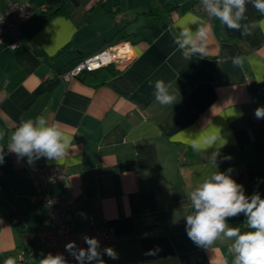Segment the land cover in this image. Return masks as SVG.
<instances>
[{
	"label": "crops",
	"instance_id": "1",
	"mask_svg": "<svg viewBox=\"0 0 264 264\" xmlns=\"http://www.w3.org/2000/svg\"><path fill=\"white\" fill-rule=\"evenodd\" d=\"M19 1L34 8L19 27L20 43L15 49L0 44V264L9 257L16 264L42 259L22 256V240L8 219L16 214L31 237L46 218L30 173L42 165H62L69 173V191L58 181L50 192L73 198L72 228L110 230L122 239L110 246L118 259L102 254L106 264H232L234 238L221 234L205 249L188 237L184 217L194 211L188 193L213 170V152H219L218 170L231 168L228 174L241 183L245 166L236 155L253 138L245 121L263 119L255 116L264 105L253 89L264 92V29L241 35L243 28L230 30L216 17L191 11L189 0ZM42 5L66 13L44 19ZM156 5L168 8L160 21L148 16ZM245 16L242 25L264 21L251 4ZM200 26L209 29L203 41L195 36ZM184 28L205 45L206 55L183 58L176 39ZM120 42L129 44L133 59L103 83L96 76L62 80L85 57ZM236 56L243 57L239 66L231 59ZM158 79L178 89L172 107L155 101ZM38 115L49 125L59 121L74 137L71 158L41 157L30 165L8 152L20 121ZM212 136L219 139L208 147ZM243 215L226 217V224Z\"/></svg>",
	"mask_w": 264,
	"mask_h": 264
},
{
	"label": "clouds",
	"instance_id": "2",
	"mask_svg": "<svg viewBox=\"0 0 264 264\" xmlns=\"http://www.w3.org/2000/svg\"><path fill=\"white\" fill-rule=\"evenodd\" d=\"M206 12L227 26L228 29L241 31V35L252 34V29L260 27L264 29V21H252L250 26L242 25L241 21L246 20L245 13L247 5L251 4L255 10L264 17V0H201ZM209 29L206 26L198 27L195 36L201 41L207 38ZM182 37V38H181ZM176 43L182 50L185 60H190L194 54L206 55V47L203 43L198 44L189 28H184ZM234 65L239 66L243 57H232ZM153 83V82H150ZM153 93L155 101L163 107L173 106L177 103L178 89H173L171 82L165 83L158 79L154 82ZM257 118H264V106L255 110ZM59 121L51 125L47 118L38 115L34 118L21 120L19 126L12 132L7 149L9 153H15L19 158L27 157L31 165L35 159L45 157L48 160L61 162L71 158L70 150L76 147L73 145L74 137L59 128ZM4 133L0 132V139ZM219 139L212 136L208 139V147H212ZM194 151H200L201 145L195 141L192 143ZM219 152H213L210 158L212 165L206 178L195 187L188 198L191 202L193 212L187 214L186 232L188 237L198 246L209 248L223 234L228 239L234 238L229 247L233 255L232 264H264V199L258 193L250 198L244 194L243 186L238 184L227 172L218 170L216 163ZM4 146L0 145V164L4 163ZM224 159H231L225 156ZM244 213L247 217L246 224L254 231L241 232L239 227H228L226 217H235ZM86 248H79L75 256L78 264H106L100 252V241L96 237H83ZM66 250H73L75 242H69ZM103 254L112 259H118V254L112 247H105ZM4 264H16L14 258L9 257ZM39 264H67L61 255L49 254L39 261ZM227 264V261L225 262Z\"/></svg>",
	"mask_w": 264,
	"mask_h": 264
},
{
	"label": "built area",
	"instance_id": "3",
	"mask_svg": "<svg viewBox=\"0 0 264 264\" xmlns=\"http://www.w3.org/2000/svg\"><path fill=\"white\" fill-rule=\"evenodd\" d=\"M190 10L211 20L210 16L201 0H189ZM3 5V7H2ZM41 13L47 10L42 5L38 8ZM34 8L29 3L19 0H0V44L15 49L20 41L18 37L19 27L25 23L31 16ZM9 39H6V37ZM131 49L127 42H120L114 46H108L100 51L85 57L69 72L61 75L63 81H68L73 77L79 76L83 71H94L107 65H114L116 69L121 70L133 59ZM96 65V67H93ZM32 181L36 188V200H38L46 209L47 216L39 224V227L33 235L34 246L41 257L49 254L61 255L67 264H78L75 256L79 248H86L83 237H96L100 241V252L103 254L105 247L117 244L120 240L110 230H99L94 227L79 230L70 225L71 211L74 205L72 197H59L52 195L50 187L58 182H64L65 189L69 191L68 184L69 173L62 165H42L34 167L30 171ZM145 236V235H141ZM69 242H75L73 250H66Z\"/></svg>",
	"mask_w": 264,
	"mask_h": 264
},
{
	"label": "trees",
	"instance_id": "4",
	"mask_svg": "<svg viewBox=\"0 0 264 264\" xmlns=\"http://www.w3.org/2000/svg\"><path fill=\"white\" fill-rule=\"evenodd\" d=\"M165 11H168V8L165 5H156L154 9H152L148 14V16L152 17L156 21H160ZM58 13L65 14L66 12L65 10H57L56 8L52 9V7H49V9L42 13V17L44 19H49ZM116 44L118 43H114L109 46H114ZM101 72L102 74L98 76V74ZM117 72H119V70L116 69L114 65H107L90 72L83 71L79 77L84 78L86 76H96L97 81L101 80L102 82ZM253 92L256 100L264 105V92L257 88H254ZM245 125L252 130L253 138L250 147L241 150L236 155V163L245 166V171L241 176L240 184L248 189L247 197L250 198L253 194L258 193L260 197L264 199V118L260 123H256L255 121L248 118L245 121ZM8 219L22 240L20 245L22 256L26 259L31 256L36 257L38 253L34 246L33 236H28L20 218L16 214L11 213L8 215ZM246 220L247 217L244 214L242 220L238 223L232 224L231 227H239L241 232L254 231V229L247 227ZM37 258L38 257H36V259Z\"/></svg>",
	"mask_w": 264,
	"mask_h": 264
},
{
	"label": "rangeland",
	"instance_id": "5",
	"mask_svg": "<svg viewBox=\"0 0 264 264\" xmlns=\"http://www.w3.org/2000/svg\"><path fill=\"white\" fill-rule=\"evenodd\" d=\"M38 256L41 257L40 253H38ZM44 258V256H42V259Z\"/></svg>",
	"mask_w": 264,
	"mask_h": 264
},
{
	"label": "snow or ice",
	"instance_id": "6",
	"mask_svg": "<svg viewBox=\"0 0 264 264\" xmlns=\"http://www.w3.org/2000/svg\"><path fill=\"white\" fill-rule=\"evenodd\" d=\"M93 67H96V65H93Z\"/></svg>",
	"mask_w": 264,
	"mask_h": 264
}]
</instances>
